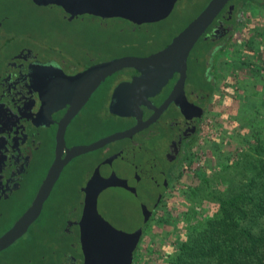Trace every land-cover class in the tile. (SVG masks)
Instances as JSON below:
<instances>
[{
    "label": "flooded vegetation",
    "instance_id": "1",
    "mask_svg": "<svg viewBox=\"0 0 264 264\" xmlns=\"http://www.w3.org/2000/svg\"><path fill=\"white\" fill-rule=\"evenodd\" d=\"M77 1H84L85 5L79 8ZM197 1L0 0V229L4 230L3 234L31 206L57 157L63 159L66 151L74 146L90 145L129 130L137 123L134 118H122L109 111L117 85L138 75L133 69L122 70L103 82L111 86H102V83L90 95L65 128V148L57 149L60 122L69 109L68 105L61 103L59 73L62 71L72 76L97 63L83 65L73 74L66 73L72 69L70 59L62 60L57 43L46 45L44 35L35 30L34 24L43 18L37 16L38 20H29L26 13L46 11L54 20L58 14L64 22L87 16L91 22L97 21L99 27L126 37L125 42L118 46L134 49L136 53L125 56L143 58L166 48L211 0H207L177 34L167 37L169 32L165 28L178 7L181 10L187 3L189 8ZM231 1L189 52L184 98L178 96L177 103L169 104L154 123L131 137L76 156L63 167L40 215L28 228L45 214L65 218L62 232L69 249L60 261L61 244L59 240L52 242L53 258L57 264L83 263L80 239L87 224L86 218L91 220L93 208L98 204L105 207L117 204L120 213V195L131 205L139 220L145 214L148 217L141 226L144 234L148 222L188 166V159L202 133L208 106L213 104L216 88L211 92L209 86H199L189 78L201 60L210 62L219 54L222 56L221 49L234 42L235 3ZM13 7H19V21L29 24L16 27ZM235 21H238L237 17ZM203 46H208L209 50L202 52ZM88 56L86 53L85 57ZM177 79L175 74L159 94L148 98L154 107H159L166 100ZM141 110L142 121H146L152 111L146 106H141ZM76 164H81L80 170L75 169ZM76 170L78 174L74 176ZM71 186L74 187L75 198L67 194ZM106 192L113 194V198L106 196ZM114 196L116 202L113 201ZM97 217L102 218L100 215ZM132 217L135 219L134 214ZM116 227L120 230V219ZM142 235L135 247L132 264Z\"/></svg>",
    "mask_w": 264,
    "mask_h": 264
},
{
    "label": "rangeland",
    "instance_id": "2",
    "mask_svg": "<svg viewBox=\"0 0 264 264\" xmlns=\"http://www.w3.org/2000/svg\"><path fill=\"white\" fill-rule=\"evenodd\" d=\"M206 1L199 0L189 8L186 3L181 10L178 7L165 28L169 32L167 37L177 34ZM12 12L16 27L29 24L19 21V7H13ZM26 15L30 17L29 20L37 19V16L43 18L34 24L35 30L44 35L46 45L57 43L62 60L70 59L72 69L66 73H76L83 65L136 53L134 49L118 46L125 42L126 37L99 27L97 21L91 22L87 16L64 22L58 14L54 20L46 11H28ZM236 17L238 21L246 22V28H237L232 43L235 49L221 59L225 62V74L219 80L213 104L208 106L205 114L202 133L193 148L192 163L190 167L184 168L154 219L145 227L136 250L135 264H166L168 250L176 247L178 240L185 236L186 226L203 222L216 210L217 203L211 196H220L225 193L228 183L238 184L243 178L244 172L233 167L240 158L236 153L241 149L242 152L248 150L245 138L248 130L245 127L240 130L243 119H239L238 114L242 109L245 115L255 110L260 111L258 114H264V33L261 32L264 30V11L258 14L253 9L239 11ZM86 53L88 57H85ZM102 86L111 85L103 83ZM75 169L80 170L81 164H76ZM77 170L74 176L78 174ZM72 186L68 188L67 194L75 198ZM105 195L113 198L109 192ZM113 201H117L115 196ZM105 206H94L90 228L95 235H101L96 241L95 248L98 251H116L119 248L117 245L138 226L139 216L121 195L120 213L117 204L115 207ZM99 215L102 218H98ZM119 219L120 230L116 227ZM64 225L65 218L62 215L54 218L52 215H43L21 238L0 252V264H48L53 257L52 245L60 239ZM3 231L0 229V236Z\"/></svg>",
    "mask_w": 264,
    "mask_h": 264
},
{
    "label": "water",
    "instance_id": "3",
    "mask_svg": "<svg viewBox=\"0 0 264 264\" xmlns=\"http://www.w3.org/2000/svg\"><path fill=\"white\" fill-rule=\"evenodd\" d=\"M230 0H211L206 8L180 32L163 50L148 57L125 56L94 64L72 76L60 71V94L63 106H69L60 122V135L57 138V149L65 148L64 131L72 117L85 104L90 95L107 78L117 72L133 69L138 73L130 81L121 82L113 91L112 103L109 107L111 114L122 118H134L137 123L129 130L115 133L87 146H74L66 151L63 159L57 157L52 163L43 180L31 206L15 222V224L0 236V252L10 247L21 238L29 226L38 218L43 204L50 195L63 167L74 157L95 151L108 143L131 137L154 123L171 103H177L176 98H184V86L187 78V58L197 40L211 25L216 16ZM79 8L84 1H77ZM177 74L178 79L170 95L159 106L154 107L149 97L156 96L161 89ZM141 106L152 111L151 116L142 121ZM150 216V212L147 213ZM148 217L143 215L138 226L131 235H126L116 251H98L95 247L101 235H95L90 228L91 221L81 231L80 245L83 254L82 264H132L133 253L142 235L141 226ZM121 248V249H120ZM96 249V250H95Z\"/></svg>",
    "mask_w": 264,
    "mask_h": 264
},
{
    "label": "trees",
    "instance_id": "4",
    "mask_svg": "<svg viewBox=\"0 0 264 264\" xmlns=\"http://www.w3.org/2000/svg\"><path fill=\"white\" fill-rule=\"evenodd\" d=\"M231 2L235 3L233 31L246 28V22L235 21L237 12L253 9L258 14L264 11V0ZM235 47L232 43L227 44L221 49L222 56L219 54L210 62L201 60L195 66L194 74L190 75V82L209 86L212 92L225 74V62L221 59ZM202 50L207 52L209 47L203 46ZM243 111L238 118L243 119L240 130L244 127L248 130L245 136L248 150L242 152L241 149L236 153L240 158L233 165L244 172L242 180L238 184L228 183L225 193L220 196H211L217 203L216 210L203 222L186 226L185 236L178 240L176 247L168 250L166 264H264V114L255 110L245 115ZM192 154L188 167L193 160ZM59 244V260L62 261L69 249L63 232ZM136 255L135 252L134 257ZM48 264H57V261L51 257Z\"/></svg>",
    "mask_w": 264,
    "mask_h": 264
}]
</instances>
